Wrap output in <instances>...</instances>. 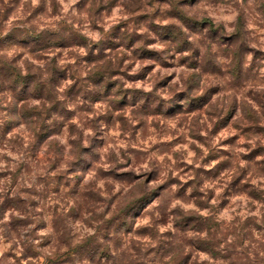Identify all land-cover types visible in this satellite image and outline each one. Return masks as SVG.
I'll list each match as a JSON object with an SVG mask.
<instances>
[{"label":"clouds","instance_id":"9594fccd","mask_svg":"<svg viewBox=\"0 0 264 264\" xmlns=\"http://www.w3.org/2000/svg\"><path fill=\"white\" fill-rule=\"evenodd\" d=\"M0 264H264V0H0Z\"/></svg>","mask_w":264,"mask_h":264}]
</instances>
